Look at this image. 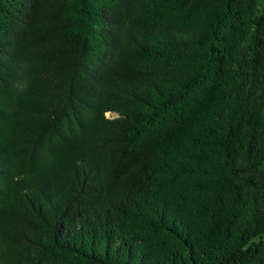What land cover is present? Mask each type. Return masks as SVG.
Here are the masks:
<instances>
[{"label": "trees", "instance_id": "16d2710c", "mask_svg": "<svg viewBox=\"0 0 264 264\" xmlns=\"http://www.w3.org/2000/svg\"><path fill=\"white\" fill-rule=\"evenodd\" d=\"M264 0H0V264H264Z\"/></svg>", "mask_w": 264, "mask_h": 264}, {"label": "rangeland", "instance_id": "374dc122", "mask_svg": "<svg viewBox=\"0 0 264 264\" xmlns=\"http://www.w3.org/2000/svg\"><path fill=\"white\" fill-rule=\"evenodd\" d=\"M263 243H264V236L262 237Z\"/></svg>", "mask_w": 264, "mask_h": 264}]
</instances>
